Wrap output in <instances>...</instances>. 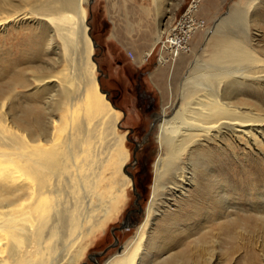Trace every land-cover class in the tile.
I'll list each match as a JSON object with an SVG mask.
<instances>
[{
    "label": "bare ground",
    "instance_id": "obj_1",
    "mask_svg": "<svg viewBox=\"0 0 264 264\" xmlns=\"http://www.w3.org/2000/svg\"><path fill=\"white\" fill-rule=\"evenodd\" d=\"M91 2L0 0V31L33 24L30 32L39 34L31 39L43 49L30 54L55 63L34 65L19 54L0 66L3 81L29 63L33 79L25 84L33 90L25 99L38 100L23 114L12 111L19 94L0 101V264L82 262L129 200L126 190L135 189L125 170L123 112L101 88L92 59ZM152 2L163 15L169 0ZM191 14L173 28L164 49L173 55L170 101L152 126L159 123L161 152L152 200L132 243L105 264H214L215 245L223 255L235 234L264 231L258 206L264 203V0L236 1L194 47L189 41L197 27L180 38ZM164 36L160 25L146 54ZM190 54L174 94L175 67ZM168 59L162 56L160 65ZM133 60L145 57L133 54ZM243 156L248 160L241 164ZM241 197L253 202L255 219L225 213L228 202ZM244 264H254L253 257Z\"/></svg>",
    "mask_w": 264,
    "mask_h": 264
},
{
    "label": "rangeland",
    "instance_id": "obj_2",
    "mask_svg": "<svg viewBox=\"0 0 264 264\" xmlns=\"http://www.w3.org/2000/svg\"><path fill=\"white\" fill-rule=\"evenodd\" d=\"M236 1L242 4L246 0H169L162 9L163 15H159L157 6L152 0H92L90 3L88 24L90 37L97 44L94 54L95 64L101 72V74L97 72V76H100L99 84L107 92L110 102L123 112L119 122V130L126 133L125 149L130 153V159L125 165V170L131 175L134 190L140 197L138 196L136 199L133 189L128 188L126 190L129 200L124 203V208L107 223L104 231L97 235L93 245L86 252L85 258L78 264H93L92 259L96 264H105L109 258L121 254L122 250L132 243L138 233V227L144 221L146 209L152 200L155 182L153 165L161 154L155 139L159 133L157 127L159 123H155L156 127L153 129H149V126L153 120L155 122V115L161 114L164 106L170 101L169 75L173 55H168L164 51L166 46L169 47L167 41L171 35L170 32L193 9V14L189 18V20L192 19L193 23L184 28L180 38L185 40L184 37L189 28L197 27L198 32L193 38L191 36V41H189V45L194 47L203 41L207 29L214 24L213 21L221 15L228 14ZM160 25L165 29L163 41L154 46L151 55L145 62L136 65L134 60L130 59L128 52L136 54L137 50L146 51L150 43L154 44V35ZM31 27L35 26L27 22V24H21L17 28L10 26L4 31H0V66L4 61L15 60L21 54L23 57L28 56L35 63L34 65H42L43 62L53 65L52 68L55 67L54 57L42 55L41 58L37 59L30 54L32 48L35 50L43 49L42 44L31 39V37L39 34L38 29L30 32ZM260 32L261 35L263 34L261 40L264 43V33ZM162 56L169 58L164 66L160 65ZM193 58V54H190L186 61L191 63ZM188 61L182 67H175V73L171 80L174 92L179 75L190 65ZM32 75L28 63L18 69L11 77L3 81L0 80V101L9 95L15 96V93L20 96V100L18 98L15 99L16 101L14 100L16 105L13 106L12 111L15 114H23L24 108L38 101H26L25 99V96L28 98L33 90L32 85L26 87L30 82L25 84L27 80L33 79ZM21 80L24 83H20ZM139 94L150 95L153 98L151 109H148L147 98L145 96L140 97ZM25 119L30 121L31 118ZM57 120L56 117L55 121ZM149 130L150 133L146 137L145 135ZM247 158V156L240 157V163H247ZM245 197L232 202L229 201L230 206L227 207L225 213L232 218L240 216L243 219L245 217L255 219L256 213L253 211V202ZM135 199L137 205L134 202ZM262 202L263 200L258 206H260V210L264 211V203ZM129 213H132L131 224L123 229L115 230L116 244L109 247L114 243L111 228L119 227ZM214 241L216 240L214 239ZM220 241L221 236H219ZM232 242L233 240L225 243L223 255L220 254V244L215 245L217 256L213 261L214 264H244L250 256L253 257L254 264H264V231L258 229L250 232L244 229L240 235L235 234L234 245L231 244ZM105 248H107L106 251L94 259V254L100 253ZM227 250L230 251L228 256L226 255ZM91 256H93L92 259H90Z\"/></svg>",
    "mask_w": 264,
    "mask_h": 264
},
{
    "label": "water",
    "instance_id": "obj_3",
    "mask_svg": "<svg viewBox=\"0 0 264 264\" xmlns=\"http://www.w3.org/2000/svg\"><path fill=\"white\" fill-rule=\"evenodd\" d=\"M92 41H93V44H94V46L95 47H97V44L94 42V40L92 39ZM92 59L95 61V54H93L92 55ZM98 68V67H97ZM98 72H100V70H99V68H98ZM100 74H101V72H100ZM97 80H98V82L100 81V76H97ZM105 93H106V95H107V92L105 91ZM154 121V120H153ZM153 121L150 123V128L149 129H152V126H153ZM150 133V130L146 133V137H147V135ZM137 146H138V144H137ZM136 146V147H137ZM135 150H136V148L134 149V151H133V156H134V154H135ZM136 195V199H137V197L139 196L138 195V193H136L135 194ZM135 199V203H137V200ZM128 226V223H127V215H126V217L124 218V220H123V222L122 223H120V225H119V227H114V228H111V233L113 234V236H114V232H115V230H118V229H123V228H125V227H127ZM116 244V237L114 236V243L113 244H111L109 247H112V246H114ZM108 248V247H107ZM107 248H105L104 250H102L100 253H96V254H94V256L95 257H98L99 255H101V254H103L105 251H106V249ZM93 262V264H95V262L94 261H92Z\"/></svg>",
    "mask_w": 264,
    "mask_h": 264
},
{
    "label": "crops",
    "instance_id": "obj_4",
    "mask_svg": "<svg viewBox=\"0 0 264 264\" xmlns=\"http://www.w3.org/2000/svg\"><path fill=\"white\" fill-rule=\"evenodd\" d=\"M152 45H153V43H150V46H149V48L146 50V51H136L135 53V55H140L142 58H144L145 57V61H146V59L151 55V54H146V53H148V51H151V49H152ZM145 53V54H144ZM152 53V52H151ZM144 56V57H143ZM144 61V62H145ZM136 65H140V64H142V63H139V62H137V63H135Z\"/></svg>",
    "mask_w": 264,
    "mask_h": 264
},
{
    "label": "flooded vegetation",
    "instance_id": "obj_5",
    "mask_svg": "<svg viewBox=\"0 0 264 264\" xmlns=\"http://www.w3.org/2000/svg\"><path fill=\"white\" fill-rule=\"evenodd\" d=\"M139 96H140V97L145 96V98H147V100H148V109H151L152 106H153V98L150 97V95H144V94H139ZM153 114H154V113H153ZM157 115H159V114H157ZM155 116H156V115H155ZM151 117H152V119H153V115H152Z\"/></svg>",
    "mask_w": 264,
    "mask_h": 264
},
{
    "label": "built area",
    "instance_id": "obj_6",
    "mask_svg": "<svg viewBox=\"0 0 264 264\" xmlns=\"http://www.w3.org/2000/svg\"><path fill=\"white\" fill-rule=\"evenodd\" d=\"M128 55H129L130 59H133V53L132 52H128Z\"/></svg>",
    "mask_w": 264,
    "mask_h": 264
}]
</instances>
